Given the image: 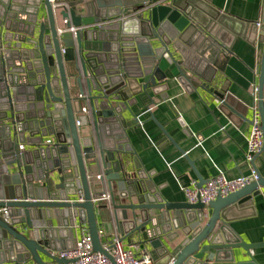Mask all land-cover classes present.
Masks as SVG:
<instances>
[{
    "label": "water",
    "instance_id": "obj_1",
    "mask_svg": "<svg viewBox=\"0 0 264 264\" xmlns=\"http://www.w3.org/2000/svg\"><path fill=\"white\" fill-rule=\"evenodd\" d=\"M262 18L227 17L211 0H0V264H66L53 253L74 248L77 225H86L95 252L113 261L97 222L107 209L122 242L147 249L153 264H258L252 252L264 242L248 244L232 224L243 218L233 217L241 209L255 215L254 200L264 193L255 161L264 148L251 163L257 180L237 193L208 205L169 203L127 131L142 127L137 98L170 86L163 62L186 92L201 88L228 108L226 84H215L231 47L221 38L229 32L264 45V8ZM259 75L264 132V54ZM49 138L54 143L45 145ZM89 164L103 170L109 198L94 201Z\"/></svg>",
    "mask_w": 264,
    "mask_h": 264
},
{
    "label": "crops",
    "instance_id": "obj_2",
    "mask_svg": "<svg viewBox=\"0 0 264 264\" xmlns=\"http://www.w3.org/2000/svg\"><path fill=\"white\" fill-rule=\"evenodd\" d=\"M211 5L225 16L245 23H260L263 19L264 0H211ZM227 23L232 28L239 27L230 19H227ZM221 39L231 47L226 53L228 58L220 61L226 70L224 73L218 71L215 84L218 89L226 84L231 97L228 108H222L210 93L201 88L195 93L186 92L176 80V70L165 62L162 67L172 81L170 86L159 90L157 94L149 91L147 95H140L133 108L141 119L142 127L127 131L128 144L169 203H186L184 189L193 187L195 182L198 185L196 173L178 147L187 153L205 181L214 178L219 172L226 174L229 180L251 177L253 174L254 167L246 157L247 139L252 128L254 108L260 114L258 102H255V88L259 86L258 69L264 45L258 42L253 45L242 38H232L229 32L224 33ZM196 57L200 59L197 54ZM165 95L168 96L166 101L163 98ZM126 117L130 118L128 115ZM158 124L169 133L178 147L166 139ZM181 125L190 137L183 133ZM47 140L54 142L53 138ZM24 147L25 151L29 149L28 146ZM133 157L130 155L129 160L132 161ZM255 166L264 175V152L257 157ZM88 167L94 201L109 198L106 183L100 182V179H104L103 170H97L93 164ZM131 171L136 172L132 162ZM252 206L255 215H252V207L241 209V213L235 212L234 218H243L236 220L232 227L248 244H260L264 242V193L254 200ZM97 222L104 245L111 244L116 236L122 239L109 209L97 212ZM80 236V232L75 233L74 240L70 242L74 243L76 237ZM63 240L67 241L65 238ZM123 243L126 248L131 245L128 241ZM252 254L258 264H264V249L254 250Z\"/></svg>",
    "mask_w": 264,
    "mask_h": 264
},
{
    "label": "built area",
    "instance_id": "obj_3",
    "mask_svg": "<svg viewBox=\"0 0 264 264\" xmlns=\"http://www.w3.org/2000/svg\"><path fill=\"white\" fill-rule=\"evenodd\" d=\"M51 2L56 5L57 0H51ZM258 95L259 86L257 85L255 88L256 103L258 102ZM262 124L261 116L256 108H254L252 128L247 139L246 157L249 163H252L264 148V132ZM53 143L52 140L45 141V145H52ZM20 148L24 151L25 147L21 146ZM257 176L256 172L253 170L251 177H240L235 180H229L226 177V174L219 172L218 175L207 181L204 187L198 188L197 182H195L193 187L185 188L184 192L188 203L197 204L201 202L204 205H208L211 202L216 201L219 197L225 198L231 194L237 193L249 185L251 179L257 180ZM78 201H84L82 195L78 198ZM1 213L5 222L9 223L10 218L8 217L7 209L4 208L1 210ZM74 232L76 234L80 232L81 234L80 238L76 237L74 248L53 253L55 258L66 261V264H153V259L151 258L149 251L143 249L138 244H131L129 248H126L118 236L112 240L111 244H103V248L112 256V258H114L112 261L107 256L95 252L86 225H77L74 228ZM54 264L60 263L54 262Z\"/></svg>",
    "mask_w": 264,
    "mask_h": 264
}]
</instances>
